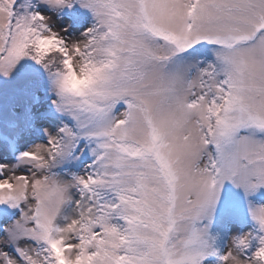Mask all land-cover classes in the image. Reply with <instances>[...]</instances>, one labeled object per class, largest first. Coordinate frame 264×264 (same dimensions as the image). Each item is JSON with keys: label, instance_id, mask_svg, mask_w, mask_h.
Masks as SVG:
<instances>
[{"label": "snow or ice", "instance_id": "6c2138e0", "mask_svg": "<svg viewBox=\"0 0 264 264\" xmlns=\"http://www.w3.org/2000/svg\"><path fill=\"white\" fill-rule=\"evenodd\" d=\"M0 264H264V0H0Z\"/></svg>", "mask_w": 264, "mask_h": 264}]
</instances>
